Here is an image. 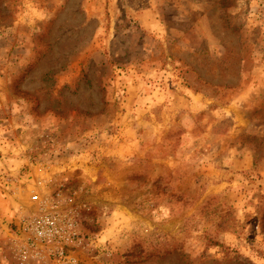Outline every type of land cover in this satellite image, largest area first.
I'll return each mask as SVG.
<instances>
[{
	"label": "rangeland",
	"instance_id": "1",
	"mask_svg": "<svg viewBox=\"0 0 264 264\" xmlns=\"http://www.w3.org/2000/svg\"><path fill=\"white\" fill-rule=\"evenodd\" d=\"M57 246L264 264V0H0V264Z\"/></svg>",
	"mask_w": 264,
	"mask_h": 264
},
{
	"label": "built area",
	"instance_id": "2",
	"mask_svg": "<svg viewBox=\"0 0 264 264\" xmlns=\"http://www.w3.org/2000/svg\"><path fill=\"white\" fill-rule=\"evenodd\" d=\"M31 202L37 205L36 216H32L24 221V230L28 240L44 244H59L64 240L63 231L59 227V222L54 214L44 208L45 200L34 194ZM56 255L61 260H67L66 263L72 264L71 257L64 255L63 248L57 246Z\"/></svg>",
	"mask_w": 264,
	"mask_h": 264
}]
</instances>
